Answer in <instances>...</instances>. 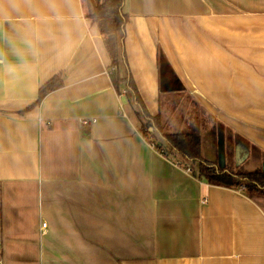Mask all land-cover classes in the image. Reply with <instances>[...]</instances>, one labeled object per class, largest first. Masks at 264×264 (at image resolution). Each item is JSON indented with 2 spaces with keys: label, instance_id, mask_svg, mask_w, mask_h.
I'll use <instances>...</instances> for the list:
<instances>
[{
  "label": "crops",
  "instance_id": "1",
  "mask_svg": "<svg viewBox=\"0 0 264 264\" xmlns=\"http://www.w3.org/2000/svg\"><path fill=\"white\" fill-rule=\"evenodd\" d=\"M121 11L115 66L82 0H0L2 264H264V193L207 182L141 132L158 116L217 169L264 172V0Z\"/></svg>",
  "mask_w": 264,
  "mask_h": 264
},
{
  "label": "trees",
  "instance_id": "2",
  "mask_svg": "<svg viewBox=\"0 0 264 264\" xmlns=\"http://www.w3.org/2000/svg\"><path fill=\"white\" fill-rule=\"evenodd\" d=\"M86 16L96 23L99 32L102 35L104 46L110 56L112 65L119 66L121 62L120 34L124 28L127 16L122 13V0H82ZM113 84L119 87L128 80L127 86L130 92L135 96L136 101L140 103L141 111L147 114V110L141 103L137 94L132 78L122 76L119 69L111 74ZM62 86L61 75L57 74L48 79L38 89V96L34 104H39L42 98L50 91ZM153 127L163 136V141L150 132ZM141 132L150 142H154V147L163 151V154L173 158L178 164H184L189 161L186 168L191 172L197 168V176L205 179L207 182L225 185V186H244L246 192L250 194L264 193V172H250L232 174L221 169H217L210 162L204 160L201 156L200 136L198 133H163L161 131L159 117L152 116L141 126Z\"/></svg>",
  "mask_w": 264,
  "mask_h": 264
},
{
  "label": "built area",
  "instance_id": "3",
  "mask_svg": "<svg viewBox=\"0 0 264 264\" xmlns=\"http://www.w3.org/2000/svg\"><path fill=\"white\" fill-rule=\"evenodd\" d=\"M115 71V66H112V67H110L109 69H108V72H114ZM126 92V90H121V92L120 93H125ZM120 112H122V110L120 111ZM92 120H94V119H92ZM82 123H89V120H87V119H82ZM148 138H151L150 136L148 137ZM151 144H152V146H154V142H151ZM160 152L161 153H163V151L162 150H160ZM188 170H189V168H188ZM206 199L204 198L202 201H205ZM46 226V222H43L42 223V227H45ZM0 264H2V259H1V256H0Z\"/></svg>",
  "mask_w": 264,
  "mask_h": 264
},
{
  "label": "water",
  "instance_id": "4",
  "mask_svg": "<svg viewBox=\"0 0 264 264\" xmlns=\"http://www.w3.org/2000/svg\"><path fill=\"white\" fill-rule=\"evenodd\" d=\"M149 131H150V132H155V133L157 134V137H158L160 140H162V141L164 140L162 134H160L158 131H156V129H154L153 127H151V128L149 129Z\"/></svg>",
  "mask_w": 264,
  "mask_h": 264
}]
</instances>
